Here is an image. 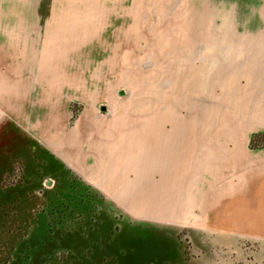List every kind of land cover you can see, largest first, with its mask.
<instances>
[{
  "label": "rangeland",
  "instance_id": "1",
  "mask_svg": "<svg viewBox=\"0 0 264 264\" xmlns=\"http://www.w3.org/2000/svg\"><path fill=\"white\" fill-rule=\"evenodd\" d=\"M260 169L264 0H0V264H264Z\"/></svg>",
  "mask_w": 264,
  "mask_h": 264
},
{
  "label": "crops",
  "instance_id": "2",
  "mask_svg": "<svg viewBox=\"0 0 264 264\" xmlns=\"http://www.w3.org/2000/svg\"><path fill=\"white\" fill-rule=\"evenodd\" d=\"M170 159L171 158L169 157V161H170ZM166 160H167V157L163 159L164 162H166ZM263 181H264V172L262 173V169H260L259 180H258V182H256L257 184L255 183V186H254V192L259 193L258 195L254 196L255 201L256 200L259 201V205H258L259 210L264 209V183H263ZM95 186H97V185L95 184ZM257 186H259L260 189L255 191L257 189ZM97 188L99 190H101L100 187L97 186ZM101 192H104V191L101 190ZM234 201L236 204H239L241 201H243V198H242V195L240 194V191H238L236 194H234ZM220 220L221 221L216 222L217 224H215L213 221H206L205 220V223L203 225L205 226V228L207 230H210L211 232L213 231V232H219V233L225 234V236H228V237H226L227 240H229V238H230L229 236L238 237V236H245L246 235L245 228L241 227L239 224L237 225L235 222H229L228 218H221ZM256 226L258 227V231H255L254 235L257 236L258 238L259 237L264 238V233H262V232H264V221L262 222V220L259 219L258 224H256ZM205 257H208V255H205ZM212 257L213 256H210V258H212ZM211 263L215 264V262H211Z\"/></svg>",
  "mask_w": 264,
  "mask_h": 264
},
{
  "label": "water",
  "instance_id": "3",
  "mask_svg": "<svg viewBox=\"0 0 264 264\" xmlns=\"http://www.w3.org/2000/svg\"><path fill=\"white\" fill-rule=\"evenodd\" d=\"M119 95L124 96L125 95V92L123 90H121L120 93H119ZM102 110L103 111H106L107 110L105 105L102 106ZM50 184H51V180H48L47 185H50Z\"/></svg>",
  "mask_w": 264,
  "mask_h": 264
},
{
  "label": "trees",
  "instance_id": "4",
  "mask_svg": "<svg viewBox=\"0 0 264 264\" xmlns=\"http://www.w3.org/2000/svg\"><path fill=\"white\" fill-rule=\"evenodd\" d=\"M253 141H254V140H253ZM58 162H60V161H58ZM39 231H41V233H43V230H40V229H39ZM37 242H38V239H37ZM33 243H34V241H33ZM35 243H36V242H35ZM35 243H34V245H35ZM34 245L32 246L33 249H35ZM36 245H37V244H36Z\"/></svg>",
  "mask_w": 264,
  "mask_h": 264
}]
</instances>
